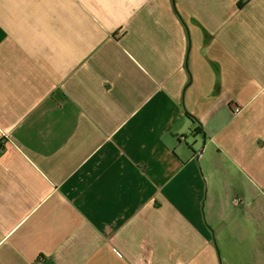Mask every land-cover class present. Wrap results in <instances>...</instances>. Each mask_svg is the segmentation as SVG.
<instances>
[{
    "label": "crops",
    "instance_id": "0c3cea01",
    "mask_svg": "<svg viewBox=\"0 0 264 264\" xmlns=\"http://www.w3.org/2000/svg\"><path fill=\"white\" fill-rule=\"evenodd\" d=\"M42 260L264 264V0H0V264Z\"/></svg>",
    "mask_w": 264,
    "mask_h": 264
},
{
    "label": "trees",
    "instance_id": "16d2710c",
    "mask_svg": "<svg viewBox=\"0 0 264 264\" xmlns=\"http://www.w3.org/2000/svg\"><path fill=\"white\" fill-rule=\"evenodd\" d=\"M244 3H245L244 1L241 2V3L239 4V6L242 7V6L244 5ZM191 118H192L193 120H196V119H194L193 117H191ZM199 129H200V127L197 125V126H196V131H198Z\"/></svg>",
    "mask_w": 264,
    "mask_h": 264
},
{
    "label": "built area",
    "instance_id": "2783aa9c",
    "mask_svg": "<svg viewBox=\"0 0 264 264\" xmlns=\"http://www.w3.org/2000/svg\"><path fill=\"white\" fill-rule=\"evenodd\" d=\"M234 112H235V113H238V112H239V108H235V109H234ZM40 260H41V259H40ZM42 261H43V260H42ZM43 262H44V261H43Z\"/></svg>",
    "mask_w": 264,
    "mask_h": 264
},
{
    "label": "rangeland",
    "instance_id": "374dc122",
    "mask_svg": "<svg viewBox=\"0 0 264 264\" xmlns=\"http://www.w3.org/2000/svg\"><path fill=\"white\" fill-rule=\"evenodd\" d=\"M43 262V261H42ZM45 262V261H44ZM44 262H43V264H44Z\"/></svg>",
    "mask_w": 264,
    "mask_h": 264
}]
</instances>
